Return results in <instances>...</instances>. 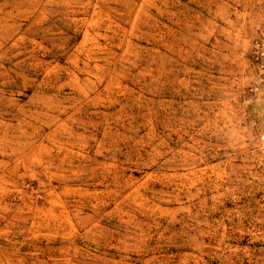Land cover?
<instances>
[{"label":"rangeland","instance_id":"1","mask_svg":"<svg viewBox=\"0 0 264 264\" xmlns=\"http://www.w3.org/2000/svg\"><path fill=\"white\" fill-rule=\"evenodd\" d=\"M0 264H264V0H0Z\"/></svg>","mask_w":264,"mask_h":264}]
</instances>
